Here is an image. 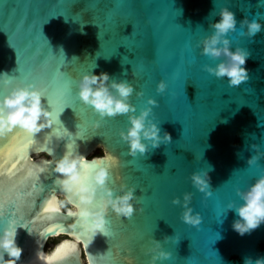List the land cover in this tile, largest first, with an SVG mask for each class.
Masks as SVG:
<instances>
[{
  "label": "water",
  "instance_id": "1",
  "mask_svg": "<svg viewBox=\"0 0 264 264\" xmlns=\"http://www.w3.org/2000/svg\"><path fill=\"white\" fill-rule=\"evenodd\" d=\"M69 2L0 0V72L15 76L14 83L36 81L47 90L54 102L53 116L58 117L54 127L63 134L66 126L82 136L84 140L78 139L77 144L83 155L91 158L106 148L118 156L109 182L118 191L121 184L136 185L137 207L142 209L130 221L110 211L109 227L115 235L97 234L69 264H83V259L93 258L90 253L106 250L104 260L109 264H129L130 260L149 264L146 249L152 237L172 252V257L157 264H243L248 256H264V223L241 236L232 228L235 213L224 211L228 201L239 202L236 188L246 187L264 168V157L257 165L248 164L256 153L253 144L264 151V0ZM224 4L237 19L238 31L230 33L233 50L238 43L250 52L245 65L249 79L238 86L205 71L204 64L217 60L196 47L213 31L211 24L219 19L217 13ZM245 17L262 23L254 37L239 35ZM62 63L61 71L68 72L71 81L58 71ZM85 71H107L112 78L126 79L142 89V97L135 93L131 97L137 114L149 96L155 97L159 103L153 106L152 116L160 121L161 135L167 131L171 140L150 147L144 155H128V146L119 136L129 123L126 115L109 118L100 135L87 140L97 117L76 94L75 81ZM162 78L168 88L158 93L156 85ZM4 91L0 87V93ZM65 105L74 109L66 107L57 113ZM17 129L0 138V219L5 224L15 221L17 242L24 249L20 264H42L35 255L37 241L44 250L49 239L59 235L66 238L54 247L76 242L68 227L76 219L68 214L69 205L59 212L44 210L53 197L52 204L59 205V197L66 195L54 183L58 174L51 173L52 165L45 163L46 153L53 149L59 158L66 142L76 137L47 139L48 128L31 135L29 144L28 133ZM204 168H210L212 195L208 197L190 180L192 172ZM185 191L193 192L191 206L203 217L199 226L183 222L181 206L171 203L174 196L182 199ZM57 224L62 227L55 228ZM50 227L55 230L47 231ZM176 235L178 241L165 242V236ZM94 258L100 260L99 255Z\"/></svg>",
  "mask_w": 264,
  "mask_h": 264
},
{
  "label": "clouds",
  "instance_id": "2",
  "mask_svg": "<svg viewBox=\"0 0 264 264\" xmlns=\"http://www.w3.org/2000/svg\"><path fill=\"white\" fill-rule=\"evenodd\" d=\"M219 19L211 24L213 31L197 41L196 47L202 55L209 56L217 62L215 64H204L203 69L217 79L227 77L229 86H238L249 79V72L246 68V61L250 56L248 49L237 46L233 50V39L230 33L237 32V19L233 10L227 4L220 7L217 13ZM246 26V27H245ZM262 29L261 21L245 17L240 21V36L254 37ZM73 59L78 60L77 57ZM97 65L94 63V67ZM134 75L136 73L133 72ZM16 77L7 71L0 72V87L5 89L0 93V138L7 137L17 126L26 130L33 137L44 129L50 128L47 132V139L55 136L56 139H63L65 135L76 138L70 143L66 142V150L62 156L57 158L53 149H48L46 164L52 165L51 173L58 174L55 178L59 188L65 193L59 205L51 204V208H60L65 204L69 205L68 214L74 219L68 227L73 230L74 243L64 241L53 249L44 250L38 243L36 259L42 264H69L81 248H87L97 234H104L108 231V214L111 211L117 217L127 218L130 221L138 211L139 196L136 195V185L121 184L119 191L109 182L113 179V169L117 166L119 157L109 152L106 148L102 154L91 158L78 151L77 140L84 138L71 132L66 126L64 133L55 128L58 117L53 116V110L44 101V91L36 81L28 83H14ZM77 96L83 105L89 107L95 114L96 119L92 120L91 128L94 130L92 137L99 134L102 124H106L109 118H116L126 115L128 125L126 130L120 129L119 136L128 146V155L136 157L144 155L149 148L159 147L160 144L168 143L171 134L164 131L161 135L160 121L153 116V106L159 101L149 96L146 106L141 107L137 114V105L132 102V95L142 97L144 91L137 90L135 84L126 79L112 78L107 71L99 73L85 71L75 81ZM168 88V82L160 79L156 85L158 93H164ZM63 124L62 121H59ZM98 147H102L101 144ZM256 153L248 159L249 165H257V162L264 157V151L260 146L253 144ZM210 168L199 169L190 174L191 183L206 197L212 195ZM119 178V177H117ZM237 200H230L224 211L229 210L235 213L236 218L232 222V228L243 236L251 233L264 223V171L256 176L253 182L246 187H237ZM193 192L185 191L183 198L174 196L171 203L180 205L182 208L181 219L192 226H199L203 219L199 212H194L191 206ZM122 220V219H121ZM0 264H20L23 247L17 242V227L12 222L4 223L0 219ZM29 234H33L29 230ZM79 233V234H77ZM83 237V239L81 238ZM180 237L165 236L164 240L178 241ZM107 252V250L105 251ZM91 254L93 258L83 259V264H109L104 260V253ZM150 256L149 264H157V261H164L172 257V252L166 250L160 240L151 238V244L146 249ZM99 255L100 260L94 257ZM133 264V261H129ZM243 264H264V256L253 259L251 256L244 258Z\"/></svg>",
  "mask_w": 264,
  "mask_h": 264
},
{
  "label": "snow or ice",
  "instance_id": "3",
  "mask_svg": "<svg viewBox=\"0 0 264 264\" xmlns=\"http://www.w3.org/2000/svg\"><path fill=\"white\" fill-rule=\"evenodd\" d=\"M88 2L90 3V4H92V5H95V4H98L99 2H100V0H88ZM69 3H76V0H70V2ZM68 17H65V19H67ZM109 23H111V18H109ZM111 56V55H110ZM105 57H109V56H105ZM62 65H64V63H62L61 65H60V69H58V71L61 73V75L66 79V80H68V81H71V77L69 76V74H68V72H66V71H61V66ZM19 67V66H18ZM43 91H44V95H45V97H46V102L49 104V106L52 108L53 107V104H54V102H53V100L51 99V97L48 95V92H47V90H44V89H42ZM69 91H70V89H69ZM66 107H72L71 105H65L64 107H62L57 113H62L63 111H64V109L66 108ZM73 108V107H72ZM74 109V108H73ZM58 123H59V121H58ZM20 131H26V130H24V129H17V132H20ZM27 132V131H26ZM28 133V132H27ZM27 142L29 143V144H32L33 143V140H32V138H31V134L30 133H28V137H27ZM39 171L40 172H43L44 171V169H39ZM262 171H264V168H261V172ZM41 191H43V189H41ZM55 200V197H53V201ZM53 201H49V205H51L52 204V202ZM45 211H51V212H59V209L58 208H51V207H47V208H45L44 209ZM13 223L15 224V221H13ZM109 225H111V220H109V223H108V231L105 233V236H107V237H111V236H114L115 235V233L113 232V231H111V227H109ZM62 227V225H60V224H57V225H55V228H61ZM55 228H52V227H50L47 231H49V232H52V231H54L55 230ZM218 259V258H217ZM195 264H199V262L197 261V262H195Z\"/></svg>",
  "mask_w": 264,
  "mask_h": 264
},
{
  "label": "rangeland",
  "instance_id": "4",
  "mask_svg": "<svg viewBox=\"0 0 264 264\" xmlns=\"http://www.w3.org/2000/svg\"><path fill=\"white\" fill-rule=\"evenodd\" d=\"M92 155H100V154L93 153ZM65 238H66L65 235H59V236L50 238L48 241V245H47L48 249H52L55 244H57L59 241Z\"/></svg>",
  "mask_w": 264,
  "mask_h": 264
},
{
  "label": "flooded vegetation",
  "instance_id": "5",
  "mask_svg": "<svg viewBox=\"0 0 264 264\" xmlns=\"http://www.w3.org/2000/svg\"><path fill=\"white\" fill-rule=\"evenodd\" d=\"M60 199H59V201L61 202V200L63 199V197H59ZM66 208V207H65Z\"/></svg>",
  "mask_w": 264,
  "mask_h": 264
},
{
  "label": "trees",
  "instance_id": "6",
  "mask_svg": "<svg viewBox=\"0 0 264 264\" xmlns=\"http://www.w3.org/2000/svg\"><path fill=\"white\" fill-rule=\"evenodd\" d=\"M64 207H66V204L64 205Z\"/></svg>",
  "mask_w": 264,
  "mask_h": 264
}]
</instances>
